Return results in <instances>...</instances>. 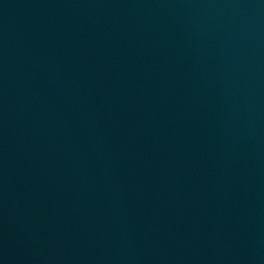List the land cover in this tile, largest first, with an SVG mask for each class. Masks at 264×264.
<instances>
[{"label":"water","instance_id":"water-1","mask_svg":"<svg viewBox=\"0 0 264 264\" xmlns=\"http://www.w3.org/2000/svg\"><path fill=\"white\" fill-rule=\"evenodd\" d=\"M0 264H215L115 193L0 139Z\"/></svg>","mask_w":264,"mask_h":264}]
</instances>
